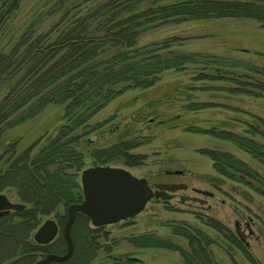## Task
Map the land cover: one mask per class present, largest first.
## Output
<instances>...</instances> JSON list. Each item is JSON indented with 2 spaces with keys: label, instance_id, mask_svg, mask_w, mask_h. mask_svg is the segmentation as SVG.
I'll return each instance as SVG.
<instances>
[{
  "label": "trees",
  "instance_id": "1",
  "mask_svg": "<svg viewBox=\"0 0 264 264\" xmlns=\"http://www.w3.org/2000/svg\"><path fill=\"white\" fill-rule=\"evenodd\" d=\"M22 1L0 0V86L8 88L0 101V194L13 195L25 206L0 217V254L13 244L0 264H32L38 255L64 254L66 209L82 200L79 175L86 156L92 161L90 166L126 164V158H139L129 152L138 145L134 141L83 151L81 140L102 125L90 127L89 120L127 89H149L163 72L201 62L198 54L175 49V39L141 44L144 35L173 23L213 18L254 20L264 28V0H51L49 11L55 22L49 30L35 33L32 21L15 44L10 46V40L3 45V36ZM49 106L61 109V123L53 135L26 147H20V139H6L9 131L34 120ZM256 121L260 127L250 133L264 138V122ZM211 133L264 166V143L229 132ZM201 153L227 180L242 185L253 182L258 186L255 191L264 190V178L242 160L215 149ZM60 208L63 212H58ZM49 216L59 229L55 240L47 246L28 241ZM89 225L86 217L76 215L70 229L72 256L52 264L94 263L98 249L93 233L99 228ZM204 225L258 264L248 254L245 241L222 223L206 218ZM171 232L187 241L188 250L153 234L133 236L129 242L139 249L176 251L184 264H218L207 250L216 243L209 235L185 225L172 226ZM19 251L21 257L15 258ZM106 258L99 264H143L127 255Z\"/></svg>",
  "mask_w": 264,
  "mask_h": 264
},
{
  "label": "rangeland",
  "instance_id": "2",
  "mask_svg": "<svg viewBox=\"0 0 264 264\" xmlns=\"http://www.w3.org/2000/svg\"><path fill=\"white\" fill-rule=\"evenodd\" d=\"M50 3L51 0H23L3 36V45L10 40V46L15 44L32 21L35 33L49 30L55 22ZM164 38L175 39V49L198 54L201 62L187 64L180 71L163 72L149 89H127L116 96L89 120L90 127L102 125L81 140V148L90 153L134 141L138 145L129 152L139 158L105 166L124 168L146 179L150 186L179 183L187 189L174 192L171 200H151L133 218L100 227L93 233L98 249L93 264L106 262L107 255H127L143 264H184L176 251L139 249L129 242L130 237L153 234L188 250L187 241L171 232L172 226L179 225L195 227L209 235L216 243L207 250L218 264H252L240 249L205 226L206 218L242 235L248 254L258 264H264V190L255 191L253 188L258 186L253 182L242 185L227 180L201 153L209 149L227 152L264 178L262 164L211 133L229 132L264 143L261 135L250 133L260 127L256 118L264 122V73L253 70L264 71V28L254 20L231 18L183 21L147 33L140 43ZM7 90L0 86V101ZM60 123L61 109L49 106L34 120L9 131L6 139H20V147H26L53 135ZM91 164L86 156L84 167ZM181 197L188 199L181 201ZM9 199L17 202L13 195ZM58 212H63L62 208ZM49 218L53 216L44 219ZM28 241L33 243L32 233ZM12 245L8 244L5 253L0 254V261L12 252ZM20 257L19 251L15 258Z\"/></svg>",
  "mask_w": 264,
  "mask_h": 264
},
{
  "label": "water",
  "instance_id": "3",
  "mask_svg": "<svg viewBox=\"0 0 264 264\" xmlns=\"http://www.w3.org/2000/svg\"><path fill=\"white\" fill-rule=\"evenodd\" d=\"M178 173V172H176ZM79 182L82 191V200L70 204L67 209V218L62 229L66 244L64 254H47L33 264H51L65 262L73 253V242L70 229L76 215H82L89 220L93 228L115 224L141 213L151 200H169L174 192L187 189L185 184H156L148 185L144 178H137L129 171L120 167L91 166L81 171ZM184 198L181 197V201ZM196 201L197 199L192 198ZM23 204L12 203L4 194H0V217L10 211H22ZM58 234V226L54 219H46L33 233V240L39 245L51 243Z\"/></svg>",
  "mask_w": 264,
  "mask_h": 264
},
{
  "label": "flooded vegetation",
  "instance_id": "4",
  "mask_svg": "<svg viewBox=\"0 0 264 264\" xmlns=\"http://www.w3.org/2000/svg\"><path fill=\"white\" fill-rule=\"evenodd\" d=\"M151 187L153 188V190L155 189L154 186H151ZM6 197H7V196H6ZM7 198H8V200H9L10 202H12V203H18V202H13V201H11V200L9 199V197H7ZM171 199H173V195H172V197H171L169 200H171ZM162 200H163V201H166V200H164V199H162ZM19 204H20V203H19ZM15 212H16V211H10L8 214H6V215H4V216H9V215H11V214H13V213H15ZM19 212H20V211H19ZM2 217H3V216H2ZM58 231H59V229H58ZM33 233H34V232H33ZM33 233H32V236H33ZM238 236L241 238V240L244 241V237H243L242 235H239V234H238ZM54 240H55V239H54ZM54 240H53V241H54ZM32 241H33V243H34L35 245H37V246H47V245H49V244H51V243L53 242V241H52L51 243H48V244H46V245H39V244H37V243L34 242L33 238H32ZM47 254H50V253H47ZM47 254H44V255L42 254V255H40L39 258H38L37 260H35L34 262L38 261L39 259H41L42 257H44V256L47 255ZM34 262H33V263H34ZM33 263H32V264H33Z\"/></svg>",
  "mask_w": 264,
  "mask_h": 264
},
{
  "label": "bare ground",
  "instance_id": "5",
  "mask_svg": "<svg viewBox=\"0 0 264 264\" xmlns=\"http://www.w3.org/2000/svg\"><path fill=\"white\" fill-rule=\"evenodd\" d=\"M52 263H53V262H52ZM52 263H51V264H52Z\"/></svg>",
  "mask_w": 264,
  "mask_h": 264
}]
</instances>
